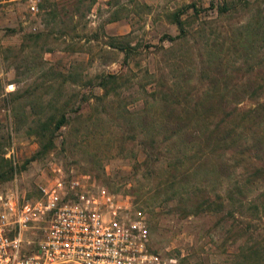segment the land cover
Wrapping results in <instances>:
<instances>
[{
    "label": "rangeland",
    "instance_id": "obj_1",
    "mask_svg": "<svg viewBox=\"0 0 264 264\" xmlns=\"http://www.w3.org/2000/svg\"><path fill=\"white\" fill-rule=\"evenodd\" d=\"M26 4L0 0V190L36 197L60 167L127 195L175 264H264V125L193 138L228 120L216 91L250 76L264 100V0Z\"/></svg>",
    "mask_w": 264,
    "mask_h": 264
},
{
    "label": "built area",
    "instance_id": "obj_2",
    "mask_svg": "<svg viewBox=\"0 0 264 264\" xmlns=\"http://www.w3.org/2000/svg\"><path fill=\"white\" fill-rule=\"evenodd\" d=\"M36 1L27 0L29 11ZM38 192L0 190V264H175L151 248L144 215L127 195L84 175L66 181L60 167Z\"/></svg>",
    "mask_w": 264,
    "mask_h": 264
},
{
    "label": "trees",
    "instance_id": "obj_3",
    "mask_svg": "<svg viewBox=\"0 0 264 264\" xmlns=\"http://www.w3.org/2000/svg\"><path fill=\"white\" fill-rule=\"evenodd\" d=\"M174 21L179 26V32H182V23L178 19L177 15L174 17ZM107 45L111 46L110 44ZM117 77L118 74H106L103 76V79L115 80ZM251 79L254 78L249 76L248 78L243 80L239 85L227 87L224 91L221 92L216 91L215 94L212 96V98L214 99L213 103L215 102V104H211L210 109H212L213 107H217L221 111L220 113L222 115L226 114L228 120L225 123H222V120L224 119L215 121V124H213L210 128H205L204 130H201V132H197V135L193 136V138H196V140L201 142L202 147H200V150L203 151L204 154L208 152L210 144L209 142L212 136H215V142L213 141L212 144L218 143V141H224L225 139L230 140V136L232 134L233 137L236 136L237 139H241L243 136V132L239 127L242 124H247L253 127H257L259 124L264 125V100H258V97L260 96V91L263 89V86L259 84L254 85L255 81H251ZM100 86L104 87L102 83L100 84ZM104 94L106 93L104 92ZM241 98L252 99L254 100V103L252 106H248L245 108L238 107V103ZM63 122L64 120L61 117L54 123L52 129H58V127H60ZM183 128L185 127L179 128L182 133H184L185 131ZM192 132L188 131L184 133L187 139H190L189 136L192 135ZM262 167H264V164L258 165L254 169L256 181L259 182L261 180L259 178L258 173L260 172ZM262 194L264 196V191L262 192ZM205 202L208 204L206 208H202V211L211 212L214 208V206L212 207L213 203H211V201H209L208 199ZM254 211L257 212L256 207H254Z\"/></svg>",
    "mask_w": 264,
    "mask_h": 264
}]
</instances>
